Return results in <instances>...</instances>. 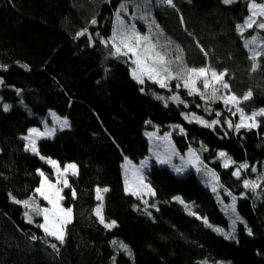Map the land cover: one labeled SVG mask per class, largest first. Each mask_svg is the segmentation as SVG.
Returning a JSON list of instances; mask_svg holds the SVG:
<instances>
[{
    "label": "trees",
    "instance_id": "16d2710c",
    "mask_svg": "<svg viewBox=\"0 0 264 264\" xmlns=\"http://www.w3.org/2000/svg\"><path fill=\"white\" fill-rule=\"evenodd\" d=\"M141 1L0 0V264H264V89L255 87L246 47L257 30L239 31L251 3L263 0L146 3L169 58L222 74L220 86L239 98L252 93L240 107L263 111L256 127L237 125L222 88L214 94L199 81L202 90L193 93L177 79L162 85L133 77L132 55L114 41L115 24L117 17L128 22L124 3ZM257 64L264 78V54ZM50 111L69 126L32 153L24 137ZM185 113L220 123L203 126ZM154 127L170 133L181 152L193 149L200 168L179 175L152 163L146 175L155 193L145 199L126 191L124 162L149 155L145 132ZM42 157L78 167L63 191L73 212L63 240L42 228L39 171L53 173ZM211 170L252 235L240 225L229 239L206 221L229 223L208 186ZM259 176L256 189L245 184Z\"/></svg>",
    "mask_w": 264,
    "mask_h": 264
},
{
    "label": "rangeland",
    "instance_id": "374dc122",
    "mask_svg": "<svg viewBox=\"0 0 264 264\" xmlns=\"http://www.w3.org/2000/svg\"><path fill=\"white\" fill-rule=\"evenodd\" d=\"M224 1L230 3L234 0ZM146 3L147 0L132 4L124 3L120 11L128 22L124 23L121 18L117 17L115 24V33L117 34L114 41L120 51H126L132 55L134 62L133 77L140 83L144 81L145 77H149L162 85L168 84L171 79H177L193 93L201 92L202 88L199 85V81L203 87L211 89L214 94L217 93L219 88H222L225 106L233 116L237 117V125L256 127L258 125V116L263 111L247 114L240 107V103L248 99L252 93L249 92L244 98H239L227 91V85L220 86L223 79L222 74L207 69H187L181 59L169 58V51L165 46L163 34L153 19L150 8ZM250 8L251 15L243 25L239 26V31L245 32L254 27L257 30L256 34L246 40V47L254 59V69L256 71L254 76L255 87L264 89V78L257 71L258 59L264 54V0L263 2H252ZM137 24L143 26L144 33ZM121 31L124 33H120ZM147 48H149L148 51ZM163 59L167 60L166 70L168 72L164 69L165 60L163 61ZM174 101L180 102L181 97L179 95L174 96ZM184 117L188 121H195L203 126L212 127L220 123L218 120L209 122L193 113H185ZM68 126L69 122L67 119L57 115L54 111H50L41 126L31 128L24 137L26 148L32 153L38 154V142L40 140L51 138L57 130ZM145 134L149 141V155L141 160L140 163L126 159L124 162V175L126 191L147 199L155 193L146 175V171L152 163L167 166L179 175H187L192 169L198 170L199 167L197 165L198 157L191 151L181 152L171 138L170 133H162L158 127H154L146 130ZM220 157L224 166H228L231 163L230 157L224 151L220 152ZM42 159L53 171L52 177L42 170L39 171L41 183L36 190V194L45 201V205L40 208L43 219L42 228L51 237L63 240L65 227L73 218L72 209L65 207L63 204V191L69 186V175L76 174L78 167L76 163L61 166L56 159L49 157H42ZM261 180L262 176H259L254 180H247L245 184L256 189L260 185ZM208 183L215 191L221 212L229 221L228 226H221L206 219L210 226L229 239L236 237L240 225L246 228L247 234L252 235L248 221L238 212L236 200H227L224 198L223 193L219 189L217 190L220 181L216 176V172H213L212 176L209 175ZM30 203L34 204V200L31 199V202H26V204Z\"/></svg>",
    "mask_w": 264,
    "mask_h": 264
},
{
    "label": "crops",
    "instance_id": "0c3cea01",
    "mask_svg": "<svg viewBox=\"0 0 264 264\" xmlns=\"http://www.w3.org/2000/svg\"><path fill=\"white\" fill-rule=\"evenodd\" d=\"M187 151H191L193 154H195V155L198 157V155L196 154V152H195L193 149H189V150H187ZM187 151H186V152H187ZM197 165H198V167L200 168V158H199V157H198ZM199 168H198V170H199ZM192 170L197 171V170H195V169H192ZM174 172H175V171H174ZM213 172H215V171H214V170H211L209 175L212 176ZM175 173H177V172H175ZM216 176L218 177L217 173H216ZM218 178H219V177H218ZM208 186L210 187L211 190H214V189L211 188V185H208ZM219 186H220V185H219ZM218 188H219V187H218ZM218 188H217V189H218Z\"/></svg>",
    "mask_w": 264,
    "mask_h": 264
}]
</instances>
